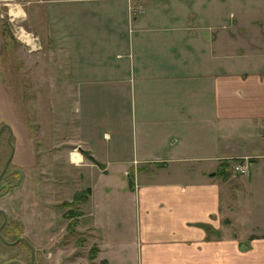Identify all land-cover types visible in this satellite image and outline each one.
I'll list each match as a JSON object with an SVG mask.
<instances>
[{
    "label": "crops",
    "instance_id": "0c3cea01",
    "mask_svg": "<svg viewBox=\"0 0 264 264\" xmlns=\"http://www.w3.org/2000/svg\"><path fill=\"white\" fill-rule=\"evenodd\" d=\"M39 1L47 24L39 35L66 64L60 74L61 63L36 67L35 82L66 86L67 162L133 172L113 206L102 205L105 219L94 210L88 231L102 230L101 256L264 264V0ZM240 156L249 171L222 176L220 161ZM241 186L260 199L263 219L248 208L236 223ZM128 202L129 241L120 233Z\"/></svg>",
    "mask_w": 264,
    "mask_h": 264
},
{
    "label": "rangeland",
    "instance_id": "374dc122",
    "mask_svg": "<svg viewBox=\"0 0 264 264\" xmlns=\"http://www.w3.org/2000/svg\"><path fill=\"white\" fill-rule=\"evenodd\" d=\"M41 4L39 0H0V87L7 97L6 101L0 99V264H101L98 242L102 230L88 228L95 211L102 220L106 212L111 213L101 207L105 201L109 208L113 206L127 175H106L67 162L66 117L71 101L66 86L35 82L36 67L46 69L53 62L61 63L54 67L60 74L66 64V55L49 52L47 34L39 35L46 24V17L42 18L45 22L40 20L46 13ZM66 13L64 10L61 16ZM114 125L100 122L98 127ZM24 127L26 139L22 137ZM90 183L92 196L77 202L82 214L70 225L69 215L63 214L67 205L59 203ZM239 189L242 194L236 197L235 216L240 219L236 223L242 224L248 208L256 210L254 218L263 219L260 199L247 198L244 187ZM124 207L129 210L128 226L120 233L129 241L135 232L134 217L130 202ZM93 244L98 250L91 255Z\"/></svg>",
    "mask_w": 264,
    "mask_h": 264
},
{
    "label": "trees",
    "instance_id": "16d2710c",
    "mask_svg": "<svg viewBox=\"0 0 264 264\" xmlns=\"http://www.w3.org/2000/svg\"><path fill=\"white\" fill-rule=\"evenodd\" d=\"M242 157H234V158H231V157H227V158H224L220 161V164H219V172L222 173L221 175L222 176H227L228 172L231 170L230 168V165L232 164L233 161H239ZM132 168L129 167L128 168V172L129 174L127 175V182L129 185H132L131 182H132V175H133V172H131ZM90 189H91V186H86L84 188H78L77 190H75L72 194H71V197L69 199L65 198L63 199V201H61V203H59L60 205L62 206H65L67 205V207L65 208V210L63 211L64 215H69V224H73L77 221V217L78 215L82 212L80 210V208H77L76 207V204L77 202H79L80 200L83 201V200H86L87 196H88V193L90 192ZM90 249L93 251L91 253V255H94L95 252H97V247L95 246V244H93ZM100 263L101 264H108V261L106 259H101L100 260Z\"/></svg>",
    "mask_w": 264,
    "mask_h": 264
},
{
    "label": "built area",
    "instance_id": "2783aa9c",
    "mask_svg": "<svg viewBox=\"0 0 264 264\" xmlns=\"http://www.w3.org/2000/svg\"><path fill=\"white\" fill-rule=\"evenodd\" d=\"M232 170L235 172V173H247L249 171V167L247 166L246 163H243V161H233L231 166Z\"/></svg>",
    "mask_w": 264,
    "mask_h": 264
},
{
    "label": "water",
    "instance_id": "95a60500",
    "mask_svg": "<svg viewBox=\"0 0 264 264\" xmlns=\"http://www.w3.org/2000/svg\"><path fill=\"white\" fill-rule=\"evenodd\" d=\"M16 238H19V239H24V237H23V236H19V237H16ZM31 252H32V250H31ZM32 254H34V252H32ZM32 254H31V262H32Z\"/></svg>",
    "mask_w": 264,
    "mask_h": 264
},
{
    "label": "flooded vegetation",
    "instance_id": "af4514ba",
    "mask_svg": "<svg viewBox=\"0 0 264 264\" xmlns=\"http://www.w3.org/2000/svg\"><path fill=\"white\" fill-rule=\"evenodd\" d=\"M1 127H2V124L0 125ZM6 163H7V161H6ZM5 217H6V215H5ZM19 236H22V235H19ZM18 235L16 236V237H19ZM19 239V238H18Z\"/></svg>",
    "mask_w": 264,
    "mask_h": 264
},
{
    "label": "bare ground",
    "instance_id": "6f19581e",
    "mask_svg": "<svg viewBox=\"0 0 264 264\" xmlns=\"http://www.w3.org/2000/svg\"><path fill=\"white\" fill-rule=\"evenodd\" d=\"M28 35V34H27ZM26 36V35H25ZM32 38V37H31ZM35 42V41H34ZM32 43V42H31ZM35 45V44H34Z\"/></svg>",
    "mask_w": 264,
    "mask_h": 264
}]
</instances>
